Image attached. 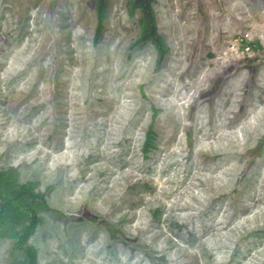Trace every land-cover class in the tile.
Wrapping results in <instances>:
<instances>
[{
  "label": "rangeland",
  "instance_id": "374dc122",
  "mask_svg": "<svg viewBox=\"0 0 264 264\" xmlns=\"http://www.w3.org/2000/svg\"><path fill=\"white\" fill-rule=\"evenodd\" d=\"M152 6L160 67L136 0L98 40V0H0V207L44 196L38 264H264V0Z\"/></svg>",
  "mask_w": 264,
  "mask_h": 264
},
{
  "label": "trees",
  "instance_id": "16d2710c",
  "mask_svg": "<svg viewBox=\"0 0 264 264\" xmlns=\"http://www.w3.org/2000/svg\"><path fill=\"white\" fill-rule=\"evenodd\" d=\"M106 4L107 0H98V25L95 36L97 40L104 29ZM136 4L143 11V36L147 39L152 38L156 43L159 52L158 66L160 67L168 53V49L157 33L152 0H136ZM250 46L255 50V45L250 44ZM154 137L155 133L151 126L147 133L144 152L148 153L152 149ZM35 204L40 209L49 208L43 195L36 194L29 189L28 185H24L8 198H4V203L0 207V229L4 230L10 238L16 240L17 248L26 255L25 264H38L37 250L29 244L30 238L39 225L38 210Z\"/></svg>",
  "mask_w": 264,
  "mask_h": 264
},
{
  "label": "built area",
  "instance_id": "2783aa9c",
  "mask_svg": "<svg viewBox=\"0 0 264 264\" xmlns=\"http://www.w3.org/2000/svg\"><path fill=\"white\" fill-rule=\"evenodd\" d=\"M240 42H239V46H243V44H244V38H242V39H240L239 40ZM244 49V51L246 50L247 52H249V50L251 49L250 47H247L246 49L245 48H243ZM242 51V50H241ZM244 53H246V52H244Z\"/></svg>",
  "mask_w": 264,
  "mask_h": 264
}]
</instances>
